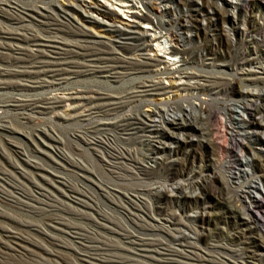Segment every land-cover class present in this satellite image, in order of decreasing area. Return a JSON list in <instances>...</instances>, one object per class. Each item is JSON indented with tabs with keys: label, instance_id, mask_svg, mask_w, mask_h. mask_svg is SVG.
<instances>
[{
	"label": "bare ground",
	"instance_id": "6f19581e",
	"mask_svg": "<svg viewBox=\"0 0 264 264\" xmlns=\"http://www.w3.org/2000/svg\"><path fill=\"white\" fill-rule=\"evenodd\" d=\"M34 1L37 0H0V110L2 111V114H0V138L4 137L8 138L7 141H13L12 139L16 138L15 134H20L30 139L35 145L34 150L30 151L29 149L26 151L21 144L13 141L15 144H12L16 149L12 154L5 149L4 143L0 139V155L3 156L5 154L6 158L5 162H2L0 159V187L3 188H0V193L12 197L16 201L30 200L37 202L40 201L41 197H44V199H48L50 196L56 198L52 192L53 189H56L66 200L77 205L89 207L80 198H88L87 192L85 193L83 192L84 190L80 191L81 189L77 190L70 186L72 183L69 184L64 179L66 176L62 177L58 173L49 172L50 170L48 171L43 163L34 161L33 158L32 160L29 157L35 151L43 153V147L41 146H47L51 149L49 157L55 160H52L55 163L53 167L55 166L56 169L61 168L67 172H71V176L79 180L89 181L92 179L91 176L89 178V175H92V170L90 168L89 170L87 165L86 167L83 163L74 159V161L68 160L67 155L64 153L65 156L61 152L60 147H58L61 144V140L54 136L53 129L63 130L61 125L67 120L77 122L75 129L70 132L73 137L71 144L77 145L80 142L82 145L88 146L103 145L108 150H106L107 154L102 159L105 167L116 168L118 164H121L120 160L129 161L138 171V176L143 179L151 178V176L158 174L166 157L169 158L166 165L172 167L173 161L171 157L175 152V148L186 144L191 146V136L206 138L215 110L205 102L195 104L186 97L201 94L205 91L208 92L211 89L217 90V88H220L224 92L227 89H232L231 94L233 96L246 100V111L252 106L251 103L254 102L253 98L260 96L255 91V93H250V90H247L248 85H264V67L257 57L248 55L247 59L241 63L240 73L231 70L229 74H226L233 76L232 79L223 78L220 75H218L220 77H211L212 74H221V68L216 69L217 67L215 66H209V63H202L199 60L198 54L185 45L186 38L184 36L179 38V36L176 37L175 34L169 33V41L175 42L176 45H170L169 49H165V46H162L159 41L156 42L157 50L152 48L151 44L148 43L150 39L140 29L138 21L141 24H145L146 28H151V31L164 25L169 26L171 22L164 23L159 20L154 24L149 15L139 14L129 9L132 8V4L129 5L127 1L131 0H121L122 6L126 5V11L132 13L129 16L131 17L130 19H126L125 17L120 18L114 11L115 9H113V12L110 11L100 0H84L85 5L82 3L77 4L80 9L86 12V15L70 4L58 6L54 0H41L46 4V7H37L33 3ZM226 1L230 2L231 0ZM180 2L184 4L187 0ZM145 6L149 9L146 2ZM87 12L95 13L109 21V24H103L102 28L113 40H109L108 43L97 40V37L91 31L74 20L75 18L73 17L76 16L83 24L85 22H94L95 20L92 15L87 14ZM116 24H120L122 27L120 28ZM180 26L181 28L186 27L183 24ZM160 37V34L154 35L153 40L158 41ZM162 52L166 54V60H164L166 57L160 58V53ZM168 60H171L173 63L169 64ZM168 64L172 65V67H168ZM256 64L260 68L261 73H256L250 68V66L254 67ZM208 67L211 68V71L207 70ZM208 72L211 76L209 74H206L207 76L204 75V73ZM257 74L263 76H257ZM161 76H164V79L168 81V85L161 82ZM218 78L222 80H218L217 82ZM232 82L246 86V90L237 92L234 88H231ZM58 89L68 91L67 97L49 96L52 91L56 92ZM62 101L68 102L69 105H75L71 115L56 109ZM141 103L145 106L143 110L139 107ZM257 108L256 106L254 107L255 111L259 110ZM49 112L53 113V119H42L38 116ZM260 112L264 114V109H260L257 114H260ZM249 115H251L250 112ZM80 120L83 123H78ZM13 123L18 127H15ZM40 124L43 126L41 127ZM232 125L234 127H242L243 123L241 119H234ZM260 125H262L261 122L251 121L249 126L254 128ZM82 134L101 135L104 137V140L102 138L92 140L90 138V140H87L85 139L86 137L81 138L80 135ZM121 135L122 137H120ZM110 136H113L112 142L110 138H107ZM40 138L47 142H39ZM106 140H109V142ZM135 142L150 147L149 153L143 155L142 159L130 156V149L124 148ZM119 144H122V149L118 146ZM133 171L135 172V169ZM18 180L28 182L32 186L31 190L34 194L24 191L19 185L23 183ZM3 185L7 188L5 189ZM190 185L193 184L191 182L187 185L183 182L162 183L153 187L149 193L152 200L151 211L153 210L152 212L157 216L154 218L144 212L147 222L148 219L155 222L154 229L151 228L149 230L169 235L168 240L163 241L160 236V239L158 237L157 239H150V237H148L149 239H144L145 237L141 238L138 237L139 235L135 236L127 231L122 234L124 241L122 243L124 246L126 245L124 251L128 252L131 256L145 259L148 262L133 263L136 262L135 259L137 260V258L132 257L134 259H129V257L126 258L125 256L124 258L117 259L109 257L96 258L80 254L81 252L79 253L80 250H78L76 254L80 255L79 260L88 264H118L121 262H127L128 264H189L187 261L195 262L191 264H203L201 262L226 264L230 262L221 256L222 253L220 254L222 259L218 258V256H212L213 254L210 255V252L200 254L199 251L198 253L195 251L193 253L191 252L193 250H191L186 253L185 248L199 250V245L197 246L196 243L184 241L189 236L185 233L187 231L182 228L186 227V225L184 226L175 216L169 219L163 218L166 212L163 204L194 197L197 190L191 188L194 192L189 191ZM50 187L53 189L50 190ZM111 190H113L115 197H122L121 192L114 189ZM3 196H0L1 203L6 202L5 200L14 202L12 199L10 200V198L8 199V197ZM123 197L129 204L130 209L136 211V213L137 211L142 212L135 204V200H138L140 204H143L144 201L140 200L137 194H123ZM225 200L227 199L225 198ZM16 201L15 203L20 204V202ZM27 202L29 203V201ZM231 208L233 207L231 206ZM241 208L243 209V207ZM223 212L235 214V218L237 217V211L230 209V207L229 209L225 207V211L223 210ZM205 214L210 215L209 212ZM0 217L7 218L1 212ZM7 219L12 221L10 218ZM249 220H239L238 226L234 228L233 232L222 233L219 228L213 231L209 229L205 233L200 232V237H203L206 242L219 235L226 239L229 245H233L241 239L242 235H245V231L250 230L251 226L248 225ZM139 224L137 222L135 226L144 227ZM19 225L27 227L42 237L44 236L43 238L47 241L53 242L50 235L42 232L37 226L32 227L22 222ZM60 226H63V224L57 220L50 222L49 225L52 230H61ZM71 226L66 227V234L71 238H78V233ZM171 226H173V229ZM46 231L48 230L46 229ZM197 233L199 235V232ZM27 237L12 230L9 226L0 225V247L3 246L8 251L34 256L35 253L30 247L40 248L41 245L38 246L36 242L29 239L30 237ZM253 238L249 236L243 242L247 246V260L254 258L255 255L261 258L264 254L262 246ZM52 244L58 246L54 242ZM208 244L209 242L206 243V245ZM135 245L139 246V249H136ZM80 247L83 248L85 246L80 244ZM248 247L252 248L248 249ZM222 248L230 252L234 251L232 246H222ZM201 249L203 250L204 248ZM53 252H47L46 254L56 256ZM170 256H176L180 260L184 259L187 261L184 263L183 260L179 261L178 258L174 259ZM206 256L207 258H205ZM88 259L94 261L91 262ZM216 259L220 260L219 263H217ZM50 261L51 259L49 258ZM248 262L246 261V263ZM35 264L51 263L39 260ZM242 264L244 263L242 262Z\"/></svg>",
	"mask_w": 264,
	"mask_h": 264
},
{
	"label": "rangeland",
	"instance_id": "374dc122",
	"mask_svg": "<svg viewBox=\"0 0 264 264\" xmlns=\"http://www.w3.org/2000/svg\"><path fill=\"white\" fill-rule=\"evenodd\" d=\"M100 1L106 5L110 11L113 12V9H115L114 11L118 16H120V18H131L129 16H131L132 13L126 11V5H124L125 7L122 6L121 0ZM180 1L182 0L127 1L129 5L132 4V8L129 9H132L139 14L149 15L154 24H156L159 20L164 23L171 22L169 26L164 25L162 27L156 28V30L154 29V31H151V28H146L145 24H141L138 21L140 29H142L145 36L150 39L148 40V43L151 44L152 48L157 50L156 42L159 41L162 46H165V49H169L170 45H176L175 42L169 41V33H173L176 35V37L179 36V38L184 36V38H186L185 45L193 49L194 53L198 54L199 60L202 63H209V66H215L217 67L216 69L221 68V74H212L211 76V74L208 72L204 73L205 76H207L206 74H209L211 77L220 75L221 77L223 76V78L226 77L228 79H232L233 76L226 74H229L231 70L234 72L236 71V73H240L239 69L241 67V63L247 59L248 55L257 57L264 67V0H231L230 2H227L226 0H187V2L184 4ZM54 2H56L58 6H67L70 4L74 8L80 10L82 14L86 15V12L77 6L79 3L85 5L84 0H54ZM145 2L148 4L149 9H147L145 6ZM33 3L37 7H46V4L41 0L34 1ZM88 13L89 15H92L93 19L95 20L94 22H85V24H83L80 20H78V17L74 16L73 18H75L74 20L79 25L84 26L86 29L91 31L97 37V40L107 43L109 40H113V38H110V36L105 33L102 28V25L105 23L109 24V21L95 13L87 12V14ZM181 24L185 25L186 27L181 28ZM116 25L120 28L122 27L120 24ZM159 34L161 37L158 39V41H154L153 36ZM164 57H166V54L163 52L160 53V58L163 59ZM166 59L167 57L164 58V60ZM168 61L169 64L173 63L171 60ZM169 64L168 67H172V65ZM157 68H159V66H157ZM250 68L256 73H261V70L257 64L254 65V67L250 66ZM207 70L211 71V68L208 67ZM209 75L208 77H210ZM237 75L239 76V74ZM259 75L263 76L261 74H257V76ZM160 79L162 80V83L168 85V81L164 79V76H161ZM218 80L221 81L222 79L218 78L217 82ZM263 87V84L258 86H247V90H250V93L257 92L260 94V96H255L253 98L254 102L251 103L252 106H250L249 110L246 111V100L243 98H237V96H233L231 94L232 89H227L225 92L220 88H217L218 91L216 89H211L208 92L205 91L201 94H194L193 96L186 97L195 104H198L199 102H205L214 108L215 112L212 117L213 119L209 127V132L207 133L206 138L191 136V146L186 144L179 148L174 147L175 152L171 157L173 161L172 167L166 165V163L169 161V158L166 157V159L163 160V164L158 174L154 175L155 177L151 176V178H140V176H138V171L129 161L123 160V162L120 160L122 165L118 164V168L105 167L102 159H104V155L107 154L108 150L106 147H103V145L99 144L89 146L84 144L82 145L80 142H78L77 145L74 143L71 144L73 137L70 132L75 129L77 122L73 120H67L66 122H63V126L61 125L63 130L53 129L54 136L61 140V144L58 147H60L63 154L65 153L67 155L68 160L74 159L75 161L83 163L85 166L87 165L88 167H86L92 170V175L88 174L89 178L91 176L93 180H79L72 177L71 172H67L61 168L56 169L55 166L53 167L55 163L52 160L54 159L49 157L51 149L42 144L41 147H43V149H40H42L43 153L35 151L32 152L33 155L31 154L29 157L30 159L33 158L34 161L43 163L45 168L48 171L50 170L49 172L55 174L58 173L62 177L66 176L64 179L69 184L72 183L70 186L76 188L77 190L81 189L80 191L84 190L83 192L85 193L87 192L88 198H80H82L81 200L84 201V203L89 207L77 205L66 200L62 194H59L60 192L51 187L50 190L53 189L52 192L56 198L50 196L51 199H44V197H41L40 201L37 202L25 199H23L25 201L22 202L16 201L12 197L5 196L4 194L3 196L2 193H0V196L8 197V199L10 198V200L12 199L14 201L11 202L5 200L6 202L4 203L0 202V212L2 215L10 218L13 221L12 222L7 218L0 217V225L9 226V228L12 230L24 235V237L29 236L30 238H27L36 242L38 246L41 245L40 248L30 247L35 253L34 256L25 254L21 255L19 252L8 251L2 246L0 247V264H35L36 261L39 260L46 261L47 263L51 264H88L87 262L79 260L80 255L76 254L78 250H80V254H85L96 258L109 257L112 259H117L124 258L125 256L126 258L129 257V259L137 258V260L135 259L136 262L133 263L148 262L145 259H138V257L131 256L128 252L124 251V247L126 245L124 246L122 243L124 242L122 239V234L127 231L135 236L139 235L138 237H145L144 239H149L148 237H150V239H157V237L160 239L161 237L163 241L169 239V235L165 233H158L156 231L149 230L151 228L154 229L155 222L150 219H148L147 222L144 212L146 214L148 213L154 218L157 217L155 213L152 212L153 210L151 211L152 200L149 193L153 187L159 184H170L173 182H183L185 185L191 182L193 185H190L191 187H189L188 190L191 192H194L191 190V188L193 190H197L195 191V195L192 198H185L184 200L175 201L173 203L167 202L166 204H163L166 209L165 216H163V218L166 217L169 219L170 217L172 218L175 216L176 219L181 221L184 226L186 225V227L182 228L187 231L185 233H187V236H189L184 241L191 243L194 242L197 246L199 245V250L194 248H185L186 253H188L187 251L191 250H193L191 251L193 253H198L199 251L200 254H203V252H210L209 254H213L212 256L214 257L218 256V258H221V256H223L225 260L230 261L226 264H242V262L244 264H264V254L261 258L255 255L254 258L247 260V246L243 244L247 237L252 236L254 237L253 239L262 246L264 253V114L263 112L257 114L260 109H264ZM231 88H234L237 92L244 91V89L246 90V86H242L235 82H232ZM67 93L68 91L66 90L61 91V89H58L56 92L52 91L49 96L57 95L58 97H67ZM255 106L256 108H259L258 111H255ZM139 107L142 110L145 109L143 103H141ZM74 108L75 105H69L68 102L62 101L59 103V106L56 109L71 115ZM249 112L251 115H249ZM0 114H2L1 110ZM38 116L42 119H53L52 112L43 113ZM234 119H241L243 126L234 127L232 125ZM251 121L261 122L262 125L255 126L256 128H253L249 126ZM80 122L83 123L82 120L78 121V123ZM14 125L15 127L17 126L16 124ZM40 126L42 127L43 125L40 124ZM83 135L84 134L80 135L81 138L86 137L85 139L87 140H90V138L91 140L97 138H102L104 140V137L101 135ZM15 136L16 138H13L12 140L21 144L26 151L29 149L30 151L35 149V145L30 141V139L23 137L20 134H15ZM120 137H122V135ZM107 138H110L112 142L113 136ZM0 139L4 143L5 149L13 154V151L16 149L13 145L15 142L11 140L7 141L8 138L4 137H1ZM40 141L47 142L41 138L39 139V142ZM107 142H109V140ZM118 146H120L121 149L123 147L122 144H119ZM124 148H127L128 150L130 149V152L128 151L129 154H131L130 156L137 157L138 159H142L143 155L148 154L150 149L149 146L136 142ZM0 159L2 162H5V154H3V156L0 155ZM134 169L135 172L133 171ZM22 183L23 184L19 185L22 189H24V191L34 194L31 190L32 186L28 182L23 181ZM102 186L106 189H104ZM3 187L5 189L7 188L5 185H3ZM111 189L121 192L122 197H115L113 195L114 192ZM18 191L21 192L20 190ZM134 193L140 197V200L145 202L140 204L138 200H135V204L142 212L137 211L136 213V211L130 209L129 204L123 197V194L127 195ZM142 196L145 198H142ZM224 197L227 200H225ZM15 201L20 202V204L15 203ZM27 201H29V203ZM147 204H149V207ZM235 204L238 209L235 207ZM231 206L233 208H231ZM225 207L228 209L229 207L230 209H235L237 211V217L235 218V214L224 213L223 210L225 211ZM241 207H243V209ZM207 212H209L210 215H206L205 213ZM243 219H250L248 225H250L251 228L250 230L245 231V235H242L241 239L235 242L233 245H229L226 239L220 237L219 235L207 240L206 242L203 237H200V232L205 233L209 229L213 231L219 228L222 233L233 232L235 230L234 228L238 226L237 224L239 223V220ZM56 220L63 224V226L59 227L61 230H52L49 227L50 222ZM21 222L26 225H31L32 227L37 226L40 228V230H42V232L49 234L53 239V242L58 246L52 244L53 242L47 241L43 238L44 236L42 237L35 231L28 229L27 227H21L19 225ZM137 222L138 224L140 223L139 225H143L144 227L135 226ZM152 224L153 226H151ZM70 225H72L71 227L75 228V232L78 233L77 237L79 236L78 238H71L68 236V234H66V227ZM171 228L173 229V226H171ZM46 229L48 231H46ZM196 230L199 232V235ZM207 242H209L208 245H206ZM66 243H68L69 246ZM80 244L84 245L85 247L81 248ZM222 246H232L234 251L230 252L227 249H223ZM135 247L136 249H139V246L135 245ZM201 248L204 249L202 250ZM251 248L252 247H248V249ZM47 252H53L56 254V256H49L46 254ZM118 254H122V257ZM170 257H173L174 259L176 258V256ZM49 258L51 259L50 262ZM205 258H207V256ZM178 260H183L184 263L187 261L184 259L180 260V258H178ZM89 261L93 262L94 260ZM216 261L219 263L220 260L216 259ZM246 261L249 262L246 263ZM187 262L191 264L194 261ZM201 263L210 264L207 262ZM118 264L128 263L121 262Z\"/></svg>",
	"mask_w": 264,
	"mask_h": 264
}]
</instances>
